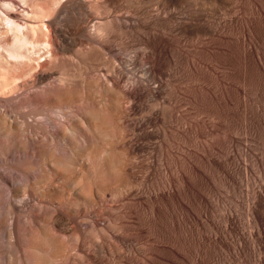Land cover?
Listing matches in <instances>:
<instances>
[{"label":"bare ground","instance_id":"obj_1","mask_svg":"<svg viewBox=\"0 0 264 264\" xmlns=\"http://www.w3.org/2000/svg\"><path fill=\"white\" fill-rule=\"evenodd\" d=\"M258 82L264 0H0V264H264V186L209 223Z\"/></svg>","mask_w":264,"mask_h":264},{"label":"rangeland","instance_id":"obj_2","mask_svg":"<svg viewBox=\"0 0 264 264\" xmlns=\"http://www.w3.org/2000/svg\"><path fill=\"white\" fill-rule=\"evenodd\" d=\"M223 43V44H222ZM221 44L222 45H224V43H226L224 40H223V42H222ZM220 46H219V50H220ZM221 50H223V48H221ZM233 51V52H232ZM230 52H232L233 54L235 53L236 54V52H235V50L234 49H232ZM232 54V56H231V53H229V56H230V61H232L233 60V58L234 59H236V57H237V55H233ZM235 56V57H234ZM228 60H229V58H227ZM234 61V62H233ZM232 62L233 63H236V61L235 60H233ZM260 82H258V84L256 83L255 85L253 84V86H252V91L254 92V94H252V96L249 98L248 97V99L246 100V99H244V106H243V104H242V101H241V107H242V111H241V113L242 114H239V113H236V111H234L235 109H234V106H235V101L232 99V98H230V96H227V94H225L224 95V93H223V98H221L222 97V92H219V91H222L221 89L219 90V89H215V88H212L213 90H211V91H209V114H210V116H209V144L210 145H212L213 144V142L214 143H217L218 141H220L221 140V137L223 136V134L222 133H220L219 132V126L220 125H222L221 123L223 122V120L225 121V118H226V122H227V120H228V122L226 123V124H228V125H230V126H232L233 124V126H237V128H235V129H237L238 130V134H237V138L238 139H240V141L242 142L241 143V145H240V147H238V148H233V159H234V163L236 164H238L239 163V165H240V169L242 168V170L243 169H245V170H243L244 172H243V174L244 173H246L247 174V176L246 175H244L245 177L244 178H246V179H244V181L245 182H247V184L243 181V187L245 188V186H247V189L248 190H246V188L244 189H242L243 191V193H239V194H236V195H234L233 194V192H231V189H230V187H229V184L228 183H226V181L225 180H223L224 178L222 177V175L219 173H217V175H215L214 174V177H215V183H216V187L214 188V190H212V193L214 194V195H212V197H213V204H217L216 205V207H217V209H218V211H216L217 209L215 208V210H214V208L212 209H210L209 210V223L211 224L212 223V225H213V223H214V227L216 226V228H218L219 227V229H220V227H222L223 226V219H222V217H221V215H223L222 213L224 212V210L226 209L225 207H227L228 208V205H231V204H228V203H232V207H233V203H238L239 204V206H243V204L246 202V198L247 197H249V198H251V195H252V193H254V189H255V187H256V189H257V187H259V190H261V189H263L264 187V87H262L263 86V84L262 83H260ZM262 84V85H261ZM256 86V87H255ZM258 86V87H257ZM260 86V87H259ZM40 87H36V88H34V89H32V90H30V91H33V90H38ZM253 88H255L254 90H253ZM216 90V91H215ZM30 91H28V92H30ZM212 91H213V93H212ZM215 91V92H214ZM217 92H219V93H217ZM214 93H215V95H214ZM27 92L24 94H22V95H19L17 98H15L14 100H13V103H18L21 99H24L26 96H27ZM212 94V95H211ZM227 96V97H226ZM230 99H229V98ZM226 98V99H225ZM222 99H223V101H222ZM226 100V101H225ZM229 100H232V101H230V102H232V103H230L229 102ZM229 103L230 105H231V107H228V106H230V105H228L227 106V104L225 103ZM234 102V103H233ZM224 103V104H223ZM234 104V105H233ZM226 105V106H225ZM232 105H233V107H232ZM220 106H221V108H220ZM225 107L227 108V109H229V108H231V111L234 113V116H231V114H233L231 111H230V109L229 110H227V109H225ZM245 108V109H244ZM221 109V110H220ZM224 109V110H223ZM221 112V113H219V111ZM227 110V111H226ZM225 111H226V113H225ZM230 111V112H229ZM213 112H214V115H213ZM227 112H228V114H227ZM236 113V114H235ZM220 114V115H219ZM223 114V115H222ZM52 115H53V117H56V118H59V119H63V115L60 113V111L59 110H55L53 113H52ZM212 115V116H211ZM224 115H227V117L226 116H224ZM238 115V116H237ZM239 115H240V117H239ZM217 116V119L215 118ZM225 117V118H223V117ZM220 117H222V118H220ZM231 117H234V119L232 118V122H236V120H237V124L236 123H231ZM239 117V118H238ZM230 118V119H229ZM220 119H222V121H220ZM44 120H48L47 119V117H45L44 118ZM212 121H213V123H212ZM218 121V122H217ZM215 122H216V124H215ZM220 122V123H219ZM219 123V124H218ZM231 123V124H230ZM213 125V126H212ZM232 126V127H233ZM218 127V128H217ZM213 130H212V129ZM217 128V129H216ZM215 130V131H214ZM217 131V132H216ZM212 132V133H211ZM214 132V133H213ZM217 133H220L221 134V136H220V134H218L219 135V137H218V139L216 138L217 137ZM211 134H214V136H212ZM216 136V137H215ZM214 140H216V141H214ZM212 141V142H211ZM214 145V144H213ZM236 153V154H235ZM240 154H244L245 156L244 157H246L245 158V162H241V160H239V158H240ZM234 155H236L235 156V158H234ZM238 155H239V157H238ZM237 159H238V161H237ZM237 161V162H236ZM241 162V163H240ZM242 163H244V164H242ZM244 165V166H243ZM245 165H247V166H245ZM243 166V167H242ZM248 168H250V169H248ZM219 175H220V177H219ZM218 176V177H217ZM222 177V178H221ZM220 178V179H219ZM249 178H250V182H249ZM219 179V180H218ZM222 179V180H221ZM248 179V180H247ZM222 182H221V181ZM247 180V181H246ZM219 183H218V182ZM218 183V184H217ZM223 183V184H222ZM252 183V185H254L255 184V186H253L254 188H252L251 186H250V184ZM254 183V184H253ZM219 185V186H218ZM226 185V187H224ZM228 185V186H227ZM262 185V186H261ZM250 186V187H249ZM218 187V188H217ZM261 187H263V188H261ZM249 188H252V190L251 189H249ZM229 189H230V191H229ZM256 189H255V192H257V191H259L258 189H257V191H256ZM216 190V191H215ZM244 191H248V192H244ZM252 192V193H251ZM245 193H247V197H246V194ZM250 195H249V194ZM234 195V196H233ZM237 195H238V197H237ZM236 196V197H235ZM242 196H244V197H242ZM232 197V198H231ZM231 198V199H230ZM249 198H247V203H245L244 205H249L250 203V200H249ZM220 199V200H219ZM238 199V200H237ZM245 200V202L243 203L242 201H244ZM216 201V202H215ZM237 201V202H236ZM24 201H18L17 202V204L18 205H22V203H23ZM227 202V203H226ZM221 203V204H220ZM223 203V204H222ZM243 203V204H242ZM249 203V204H248ZM240 204H242V205H240ZM226 205V206H225ZM225 206V207H224ZM230 206V207H231ZM247 206L244 208V206L242 207L243 209H247ZM213 207H214V205H213ZM222 207V208H221ZM225 208V209H224ZM242 208L241 207H239L238 208V211H240V212H238V213H240L239 215V217H240V220H239V223H240V226L242 227V225H243V227H244V229H247L246 228V225L245 224H247L248 222H247V217H245L246 216V212H244V211H246V210H242ZM222 209V210H221ZM224 209V210H223ZM214 213H213V212ZM221 211H223V212H221ZM242 211V212H241ZM244 212V213H243ZM219 213V214H218ZM215 214V215H214ZM212 216V217H211ZM242 217V218H241ZM241 219H242V221H241ZM242 223V224H241ZM209 236H210V233H209ZM220 248V247H219ZM217 248V250H216V252L218 251V253H216V255H214L215 257H213V258H215V259H217V257H222L223 258V256H225V252H223V249L222 248ZM219 249V250H218ZM221 250V251H220ZM210 252V251H209ZM219 252H221V253H219ZM218 255V256H217ZM220 255V256H219ZM221 258V259H222ZM219 259V258H218ZM220 259V260H221ZM198 264H209V254H208V256L206 257V258H204L202 261H200V263H198Z\"/></svg>","mask_w":264,"mask_h":264}]
</instances>
